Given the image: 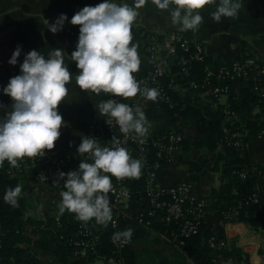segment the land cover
Instances as JSON below:
<instances>
[{"label":"crops","instance_id":"0c3cea01","mask_svg":"<svg viewBox=\"0 0 264 264\" xmlns=\"http://www.w3.org/2000/svg\"><path fill=\"white\" fill-rule=\"evenodd\" d=\"M100 2L102 0H0V88L6 86L9 79L20 72L19 63L17 65L8 63L18 45L22 46L19 62L23 61L24 53L32 49L43 51L46 54L50 48H62L69 57L75 50L80 26L66 22L63 30L54 34L46 28L41 15L50 22H54L61 13H66L70 19L84 6H94ZM126 2L131 5L133 0H126ZM214 10L215 5L212 4L206 5L201 10L204 20L197 31H181L178 26L172 25L167 10L158 9L152 0H148V3L139 9V16L132 27L133 42L138 45L141 59L140 69L134 75L138 77L151 68L146 46L152 38L172 35L176 31L181 32L191 41L202 42L209 57L214 61L230 63L254 57L264 64V0H242L241 10L236 17H224L219 22L210 15ZM66 63L69 64L72 73L79 71L76 62L71 61L70 58L66 57ZM190 79L188 75H184L182 80L176 83L171 82V85L180 94L193 89L191 94L198 97L202 104L215 100L211 92L191 87ZM250 83V79L237 77L230 84L229 91L215 101L229 106L234 100L242 98L245 88L251 87ZM68 87V98L58 105L66 125L61 127V136L55 142V147L51 150L46 149L45 153L48 158L68 157L80 163L82 157L77 149L81 143V136L87 135L88 124L91 121L103 122L105 120V117L99 114L96 104L108 99L110 94L86 92L81 90L74 81ZM128 100L143 105L151 122L149 134L155 138L161 136L166 130L175 131L189 139L199 138L207 131L206 126L195 120H190V123L184 126V120L179 114L169 115L160 109L162 100L158 98L156 101H151L139 97L138 94L137 97L128 98ZM0 102L10 109L12 99L0 91ZM257 113H261L263 118L264 112L260 102L254 104L249 115ZM0 114H4L3 109H0ZM109 136L105 135L101 144L111 145L112 139L105 140ZM217 153L207 148L192 150L191 155L194 159L204 155L209 158L208 165L200 172L199 179L194 182L190 180L191 175L187 167L180 163L177 157L173 162L157 167L156 186L169 187L181 180H189L193 183L195 194L207 205L208 213L204 222V230L215 235L230 251V256L222 258L217 264H237L232 255L233 246L248 254L247 262L264 264L263 230H255L237 219L228 220L229 214L223 216L221 213L225 181L221 172L211 169ZM240 154L246 160L247 173L250 176H256L258 194L264 202V133L256 138L250 136L248 142L240 148ZM83 158L88 157L85 155ZM21 164L22 171H26L23 181L27 184L22 192L26 210L24 236L29 238L22 246L38 250L46 264H53L55 261L53 250L43 251L35 244L36 222L60 218L64 223L74 225L79 220L75 213L70 211L59 214L58 204L61 200L60 191L62 189L39 181L37 174L35 177L31 176L29 170L37 168L34 158L25 157ZM132 182L135 195L131 202L139 215L141 211H147L149 203L142 195L138 178H133ZM111 207L113 212H119L121 216L129 219L127 228H131L136 233L132 235L130 243L137 254V264H196L198 252L193 253L189 250L187 244L181 242L179 235L173 231L171 226L163 223L157 224L158 228L146 226L138 222L129 207L121 211ZM106 262L105 257H98L95 264H107Z\"/></svg>","mask_w":264,"mask_h":264},{"label":"clouds","instance_id":"9594fccd","mask_svg":"<svg viewBox=\"0 0 264 264\" xmlns=\"http://www.w3.org/2000/svg\"><path fill=\"white\" fill-rule=\"evenodd\" d=\"M148 0H102L92 6L86 5L69 19L61 13L54 22L41 15L46 28L52 33L62 31L66 22L79 25V36L70 57L62 48H50L47 53L32 49L24 53L17 46L8 63H19V74L11 77L6 86L0 88L12 99L10 109L0 102V166L7 161L11 166L27 158L45 155V150L55 147L61 136V127L66 121L58 105L69 96L68 85L73 81L86 92L107 93L112 98L96 104L99 114L112 127L128 138L143 142L151 127L141 103L134 106L121 102L116 97H139L156 101L160 93L157 88L142 86L134 73L138 72L141 59L138 45L133 42L132 27L139 16V9ZM160 10H167L172 25L181 31H197L204 17L201 10L206 5H215L211 17L219 22L224 17H236L242 0H152ZM66 57L76 62L79 69L72 73ZM82 157L78 169L67 173L61 171L56 183L63 181L58 204L59 214L75 213L84 223L95 220L107 225L113 220V209L108 193L113 188L112 178H139L143 161L134 158L122 141L112 137L111 145L101 144L100 139L82 135L78 145ZM87 155V159L83 158ZM22 186L17 184L5 191L4 200L12 206L18 205ZM133 230L127 228L113 234V242H129Z\"/></svg>","mask_w":264,"mask_h":264},{"label":"trees","instance_id":"16d2710c","mask_svg":"<svg viewBox=\"0 0 264 264\" xmlns=\"http://www.w3.org/2000/svg\"><path fill=\"white\" fill-rule=\"evenodd\" d=\"M191 54L192 49L185 51L178 48L176 55L170 59L169 70L161 78L165 89L173 98V104L170 105L161 101L160 109L169 115L179 114L184 120V126L188 125L190 120H195L207 127L206 133L199 138H183L177 160L187 167L191 175L190 180L194 182L199 179L200 172L208 165L209 158L204 155L194 159L191 155L192 150L194 148H207L210 151H217V157L211 169L221 172L225 181L222 194V215L228 216L229 214L228 220L237 219L255 230L262 229L264 232V202L258 194L257 178L247 173L246 160L240 154V148L248 142L249 137H258L264 129V119L261 113L249 115L256 102H260L261 106H264V97L253 92L254 81L250 83L251 89L246 87L242 98L234 100L229 106L216 103L215 100L202 104L198 97L191 94L193 89L180 94L174 89L171 82L176 83L183 79L184 75L181 73L183 65L180 64V61L190 57ZM223 65V62L214 61L209 56L203 61L193 59L188 64L187 75L196 83H205L207 71L212 70L217 73ZM215 76L210 79L211 83L207 84L206 87L232 84V81L218 80ZM170 131L166 130L161 136L169 134ZM235 133H239L241 136L234 139L232 135ZM113 136L118 138L117 135H110L105 140L112 139ZM159 151L157 146L151 144L146 155V162L152 165L155 163L165 165L175 160L167 151H162V155L158 156ZM79 164L70 160L66 165L67 172L78 169ZM12 167L7 161L4 162L3 166H0V264H46L38 250L22 246L29 239L24 236L26 210L22 194L18 198L17 206H12L4 200L5 191L9 187H15L19 184L22 186L23 192L27 185L23 181L26 171L12 175ZM29 173L35 177L38 174V169L31 168ZM243 173L246 174L245 177L242 176ZM138 184L142 195L146 198L147 175L145 171H142L138 178ZM108 196L111 204L110 192ZM164 197L168 198V195ZM128 207L137 217L138 211L133 202L130 201ZM115 217H118L120 225L127 229L129 219L121 216L118 212H113V219ZM80 224L91 227L100 234L99 252L101 254L107 257L118 255L112 239L111 222L105 226L97 224L94 219L87 223L77 221L74 225L64 223L60 218L39 220L36 222L34 231L35 244L40 250H53L55 257L53 264H95L98 259L96 253L89 251L85 255L75 256L74 254L77 246L72 243L71 239L76 237L75 228ZM152 227L158 228L159 226L156 223ZM171 228L177 234L181 228L180 222H173ZM135 234L133 232V235ZM61 236H63L62 239ZM211 236L209 231L203 229L199 234L186 240L188 249L193 253L198 252L196 264H217L222 258L230 256L228 249H218L211 246L209 242ZM77 239L76 237L74 240ZM120 254L127 264H137V254L131 243ZM232 255L237 264H245L249 258L248 254L235 246L232 248Z\"/></svg>","mask_w":264,"mask_h":264},{"label":"built area","instance_id":"2783aa9c","mask_svg":"<svg viewBox=\"0 0 264 264\" xmlns=\"http://www.w3.org/2000/svg\"><path fill=\"white\" fill-rule=\"evenodd\" d=\"M181 48L185 51L192 49L190 57L184 58L180 61L182 67V74L187 75L189 66L188 64L193 60L203 61L208 57V53L205 46L200 41H191L183 36L181 32H175L172 35H166L161 38L153 37L151 42L147 44L146 51L150 60L151 68L148 72L136 77L140 81L142 86L157 88L160 95L158 99L173 104V98L165 89L161 78L166 74L170 68V59L177 53V49ZM216 75V76H215ZM215 76L218 80L233 81L237 77H244L254 81L253 92L260 94L264 97V64L254 57H247L243 60L232 61L230 63L224 62V65L220 67L217 73L212 70L207 71L205 83H196L190 79L191 87L211 92L215 100H219L220 96L230 89V83L218 84L215 86L209 85L210 79ZM111 97V94L109 96ZM121 102L128 103L129 105L137 104L134 101H129L128 98L116 97ZM217 103V102H216ZM215 103V104H216ZM264 112V106H262ZM264 118V116H263ZM264 129L260 133L262 135ZM87 135L94 136L100 139L102 143L105 135H117L122 141L123 145L128 149L134 158L141 159L143 161L142 171L146 172L147 185H146V198L149 203L147 211H141L137 216L138 222L146 226H152L153 224H167L171 226L173 222H180L181 228L177 233L182 243H186V240L193 235L199 234L204 229L205 218L207 217V205L199 198L194 190L193 183L189 180H181L169 187H157L156 186V169L161 166L159 163L149 164L147 163V153L149 152V146L155 145L160 151L158 156H161V152H168L176 158L180 153V143L183 140V136L175 131H170L169 134L153 137L151 134L143 138V142L137 139L128 138L124 143V134L119 131L118 126H110L106 123V118L103 122L91 121L88 124ZM241 136L239 133L232 135L234 139ZM47 151V150H45ZM86 155V154H85ZM87 156V155H86ZM35 166L38 168L37 178L44 183L52 184L58 189H63V181L56 183L58 180L59 172L63 171L67 173L66 165L70 161L68 157L64 158H48L46 153L43 156H37L34 158ZM22 162L17 166L12 167V175H15L18 171H22ZM152 168V169H151ZM246 176L245 173L242 174ZM133 178H112L113 188L110 191L112 196V206L121 211L123 208L129 206V202L133 198ZM165 198L164 196H167ZM119 213V212H118ZM110 228L113 234L117 231H123L126 227L120 225L118 217H115L110 224ZM75 236L78 238L72 243L77 246L75 256L85 255L91 251L96 253L98 257H105L107 264H127L120 253L131 242H116L115 246L118 255L105 256L99 252V237L100 234L96 233L93 228L80 224L75 228ZM61 239L63 236L60 237ZM132 239V238H131ZM210 244L212 247L218 249L225 248L224 244L215 236L210 237Z\"/></svg>","mask_w":264,"mask_h":264},{"label":"water","instance_id":"95a60500","mask_svg":"<svg viewBox=\"0 0 264 264\" xmlns=\"http://www.w3.org/2000/svg\"><path fill=\"white\" fill-rule=\"evenodd\" d=\"M246 264H251L250 262H247Z\"/></svg>","mask_w":264,"mask_h":264}]
</instances>
